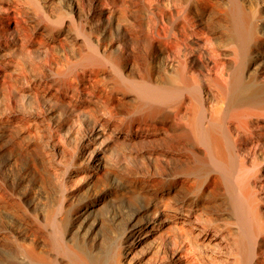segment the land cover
<instances>
[{
  "label": "bare ground",
  "instance_id": "obj_1",
  "mask_svg": "<svg viewBox=\"0 0 264 264\" xmlns=\"http://www.w3.org/2000/svg\"><path fill=\"white\" fill-rule=\"evenodd\" d=\"M36 1L32 0L34 3L32 5H36L35 7L42 2L39 0L40 2L37 1L36 4ZM45 1L65 9V18L60 19L59 24L57 20L59 26H62L63 21L62 29H65L67 24L73 23L71 13L74 12L83 21L81 23H85L84 28L91 30L90 33H93L98 43L104 44L103 52L109 53L114 49L121 51L120 53L126 59L124 71L129 78L123 77L122 80H116V82L118 81L121 87L134 89L136 94L138 93V97H135L136 101L138 98V109L137 112L135 108L132 110L134 113L132 117L139 112L143 117L136 115L138 120L148 118V121L152 122L149 121L151 123L143 125L140 121H136L134 123L136 126L129 128L133 125V121L129 127H125V130H117V126L115 130V126L111 124L114 120L111 123L105 122L108 115H106V106L103 105L104 101L101 104L105 107L100 106V109H104L102 113L101 111L99 113L101 117L95 118L89 115L97 114V110L88 109V112L90 111L88 115L87 111L85 112L86 108L76 105L77 101L74 102L73 98L83 92L84 88L80 90L79 84L91 75L93 71L89 74V70L97 66H102L104 70L106 62L113 60L111 59L113 53L108 54L109 60L94 51L100 46L94 50L90 46L88 49L80 47L78 54L74 55V60L70 59L72 57L67 58L72 62L68 67L62 66L63 68L66 66V69L61 68L60 70L57 67L59 69H57L59 73H56L58 77L55 81L57 87H52L55 83H50L52 91L56 90V93L51 94L54 97L46 98V100L44 98L43 105L23 108L22 112H16L13 108L5 111L3 109L0 121L8 126L15 122L12 120L16 118L14 117L16 113H23V116L27 118L25 125L21 122L25 120V118L22 119L21 114H19L21 121H18L19 117L14 119L17 120L16 125L13 124L16 127L21 122L23 133L29 136L26 137L28 140L23 139L26 144L22 146L23 149L19 156L22 157L24 163L19 166L18 156L12 152L10 143L3 142L2 130L0 132V179L12 190V194L8 191L11 194L8 193V195L14 197L12 198L13 203L24 206L23 214H26L30 221L26 224L25 221H21L22 219L16 220L14 215L6 211L8 221L6 225L4 224L5 229L9 234L24 241L22 252L18 251L21 256H16L23 261L20 264H29L28 262L33 264H264V0H245L257 6L259 10L255 9L260 11L259 16L253 12L255 9L252 10L253 13L249 12L241 0L232 1L229 7L226 5L228 8H225L228 11L225 16L229 22L227 24L231 25L229 29L234 37V40L231 39L234 42L233 49H225L227 51L232 49L230 55L227 53L229 56L225 54L226 57L221 55L219 49L211 50L205 48V45L202 56L193 54L194 52L192 53L187 48L185 49L186 58H181L182 60L179 56L183 54L177 57L172 55L181 45L190 46L186 44L188 32L187 35L184 32L186 29L184 26L188 20L186 16H183V19L186 18V23H184L181 19V14L184 13L175 7L181 13L178 17H180V22L183 20L184 26L176 19L178 24L171 29V35L167 33L168 31L164 33L170 35L171 38L167 36L166 40L172 44L169 43V47L167 44V47L164 45L168 48L165 50L159 45L157 47L162 52V56L163 54L166 56L165 66L169 69V73L165 70L168 73L166 77L163 73V76L160 73L154 76L145 75L148 72L147 69H144L143 74L142 70L133 67V62L129 58L133 55L135 47H132L131 39L126 35V27L118 23V32L113 33L114 27L117 26L115 18L112 13L110 14L109 7L106 9V5L104 6L101 0H92L91 5L86 0ZM25 2L27 0H0V96L5 95L3 96L4 101L10 103L14 101L10 95L14 86L10 80L13 75L8 74L15 65L20 67H15L19 70L22 68L21 65L25 69V64H20L21 61L15 64V58L20 55L22 59L23 54L34 60L35 56L31 55L36 53L35 55L41 60L35 59L34 66L40 69L41 65H47L51 58L48 54V43L44 46L41 42L45 37L41 41L38 39V37L41 38L42 33L37 38L36 35L42 32L43 23L53 24L58 19L53 20L52 16L48 15V18L45 17L47 19L41 21L40 26L38 22L35 25L31 23L32 19L28 20L30 27L31 24L37 26L31 35L30 30L25 26L29 25H24V21L22 26V21L18 20L17 11H22V7L21 9L17 7ZM30 5L28 4V7ZM47 6L52 8L49 3ZM31 8H29L31 12L38 10L34 11ZM53 8L57 11L56 7ZM43 12L37 13L44 15ZM53 13L51 12L53 16L57 14ZM58 13L62 15L60 11ZM47 14L45 12L46 16ZM96 16L101 18L100 22L96 21L94 18ZM23 17L19 16L20 19ZM37 19L40 20V18ZM163 19L159 20L163 23L160 26L161 29H164V24H166ZM152 21H154L152 26L154 30L156 22L154 19ZM150 23L149 21V26H151ZM52 28L51 31L55 29ZM189 28H191L190 25ZM58 30H60L59 27ZM166 30L169 29L165 27ZM57 31L53 37L51 36V41L60 46L63 45L62 42L65 40L63 36H66L65 31L67 30ZM158 32V35L154 34L155 38L160 36L161 33ZM197 33L200 35L199 31ZM255 35L257 39L254 40ZM165 36L163 35L164 38ZM200 40V37L196 35L192 41L200 44ZM101 52L99 51L100 54ZM117 56L114 57L117 58ZM178 57L180 60L177 59ZM28 59L31 62L30 58ZM245 63L246 67H243ZM91 65L96 66L89 69ZM34 66L31 67L32 70ZM100 67L97 68L101 71ZM26 68L28 69V66ZM118 68L120 71L123 69V67ZM243 68H246V71H243L245 70ZM114 69L116 68L113 67L111 70ZM107 70L103 72L107 73ZM16 72L15 75L18 76ZM23 74L24 71L21 76ZM26 75L27 78L25 76L22 78H26L23 81L29 90L25 87L24 90L26 89V92H29L28 95L37 100L38 96L34 89L40 86L34 82L36 80L39 84H45L49 81V76L42 73L33 80L28 77V73ZM33 83L38 86L34 85L35 87L32 88ZM42 88L44 90V87ZM6 92L11 93L6 95ZM130 92L129 95H131ZM132 93L135 95V92ZM78 98L81 99V97ZM81 100L80 105H85V99ZM37 101L39 103V100ZM86 101L88 104L89 100ZM100 102L97 103L101 105ZM106 104L109 105L108 102ZM106 108L108 110V107ZM110 115L113 118L112 114ZM160 116L164 117V124L161 126L156 120ZM30 120L39 121L42 125L41 130L35 129L33 127L35 123L31 124ZM10 127H8L10 130L14 128ZM8 128L7 131L5 128L6 132L10 131ZM14 129L19 130L17 127ZM32 129L36 132L33 133ZM38 131L39 136H34L38 134ZM148 137H154V143L161 139L159 141L163 142L168 154L165 152L164 155H160L158 151L160 149H157L158 155L153 151L150 152L153 150L150 148L151 150L146 151L145 154H141L144 151L140 153L141 150H139L140 158L138 152H135L138 156L130 154L129 159L122 156V152L120 155H114L116 141L120 138L137 143V140L142 138L147 140ZM115 168H118L116 172L121 174V177L115 172ZM119 168L125 169L127 173H119L121 172ZM103 180L110 181V185H105L107 182L104 184ZM137 182L144 183L142 185L169 183L170 186L166 187L167 190L160 188L162 192H159L157 188L158 192L155 190L157 194L155 193L151 201L138 206L139 203L132 204L133 197L130 198L131 195H128L130 192L128 186H132L131 189L135 192L138 186L134 189L133 184L136 186ZM188 186H191L190 189L193 187L194 194L195 191L196 193L198 191V194L208 191L213 195L215 193L217 199L219 198L216 203L220 201L218 204L223 208V215L218 219V223L216 219H211V221L216 220V222H211L218 224L216 227H214L215 224L214 226L211 224L214 228L205 227L206 222L203 215L206 216L208 213H203L200 207L196 206L199 202H196L194 206L190 204L193 194L192 191L190 193L186 189ZM179 188L188 190L191 197L185 193V190L186 199L181 201L183 197H180L181 202H173L175 198L172 200L174 197L172 195H176ZM141 189L145 195L151 190L148 189L149 191L145 192L143 188ZM141 189L137 190L138 193ZM133 201L136 202L134 199ZM6 203L8 207L11 206V199ZM76 203L80 205L77 209L72 207V211L76 209L75 216L74 219L70 216L72 221L69 222L72 223H68L70 207ZM5 204L3 206L2 203V206L5 207ZM15 209L11 211L16 213ZM197 232L205 243L202 249L196 245L197 241L193 242ZM199 237L196 238L199 240ZM35 244L41 245L42 250H38ZM16 257L14 260H18Z\"/></svg>",
  "mask_w": 264,
  "mask_h": 264
},
{
  "label": "rangeland",
  "instance_id": "obj_2",
  "mask_svg": "<svg viewBox=\"0 0 264 264\" xmlns=\"http://www.w3.org/2000/svg\"><path fill=\"white\" fill-rule=\"evenodd\" d=\"M38 2H40L39 0H37ZM36 1V4L38 3ZM42 2H40V3H38V5H37V7H35L34 5H32V3L33 2H35V0H33V2H32V0L30 1V0H27V2H25V4L26 3H28V4H31L32 5V8H31V5H30V7H28V4L27 5H25V4H21V5H19L18 7H17V9H21V7H22V11H20L19 10V12H21V13H19L18 11H17V14H18V20H20V21H22V26H23V22L25 21V23H24V25L25 24H28V20L30 21L31 19L33 20V18L35 19L37 16V18H40V20H38L37 18L35 19V20H31V23L32 24H35V25H37L36 23L38 22V26H40L41 24H42V22H43V20L44 19H47L49 16L48 15H50V17L52 16V19L53 20H55V18H58V19H56L55 21H56V23L54 22L53 24H48V25H45L44 23V25L42 24V32L40 31L39 33H37V35H36V38H37V36H39L40 35V33H42V35H45V36H42V35H40L41 36V38H39L38 37V39L41 41V39L43 38V37H45V39H43L41 42L43 43V45L45 46L46 45V43H48L47 44V46H49V47H47L48 48V50H49V52H48V54H50L49 55V63L48 64H53L52 66H50V65H45V64H43V65H41L39 68L41 69H37L34 65L35 64H33V62H34V60L35 59H37V61L38 60H41L37 55H35V54H33V55H31L32 57L33 56H35V59L33 60L30 56L28 57V58H30V60H31V62L29 61V59L27 58V56L26 55H23L22 54V56L21 57H23L25 60H23V58L21 59L20 58V55L19 56H17L16 58H15V64H19V63H16V62H20L21 61V63L20 64H25V69H24V67L21 65V67L23 68V70H22V68L19 70L18 68H20V67H18V65H15V67L17 66L18 68H15L14 67V71L12 70L11 72H9V74L8 75H13V76H11L12 78L10 79V80H12L11 82H12V84H13V88H12V90H11V94L9 93V92H6V95H7V93H9L10 95H11V97L13 98V100L14 101H12L11 103L10 102H5L4 100H5V98L3 97V96H5V95H1L0 96V116H1V114H2V112H4L5 110H8V108H11V110H12V108L16 111V112H22L21 110H23V108H29V107H34V106H39V105H43L44 103H45V100H46V98H48L49 99V97L51 98V97H54V96H52L51 94L52 93H56V90L55 91H52V88H51V86L52 87H57V85H56V79H57V72L59 73V69L58 68H60V70H62V69H66L67 67H68V65H69V63L70 62H72V60H74V55L76 54H78V52H79V48L80 47H82V48H90V47H92L93 48V50L95 49V48H98L97 46H100L99 47V49H96V50H94L95 52L97 51L98 52V54L100 55V56H102V57H107V58H109L110 56V54H112L111 56V59H113L112 61L110 60V58H109V60L110 61H107L106 63L108 64H105V67H104V70H103V67L101 66H97V67H100V69H101V71L100 70H98L99 68H94L95 66H93V65H91V68H89V69H93V70H89V74L91 73L90 71H93L94 72V70H95V72L93 73H91V77L90 76H88L87 78H85V81L83 80L82 82H80V84H79V87L81 86V88H80V90H83V88H84V90H83V92L82 93H80V95H85L86 96V98H84L83 96H80V95H77V97H75V98H73L74 99V102H76L77 101V103H76V105H79V106H81L82 108H86L85 109V112L87 111V114L89 115V113H90V111L92 110V111H96L97 112V114H93V113H91L89 116L91 117V118H95V117H101V114H99L100 113V111H101V113H102V110H104V109H100V106L101 107H103V105H105L106 107H108V110H111L110 112L107 110V108L105 107V109H106V115H108L107 117H106V119H105V122L107 123H111L112 122V120H114L111 124H113V126H115V130H116V128H117V130H125V127H129L130 126V124L133 122V125H131V127H129V128H132V127H134V126H136V124L134 125V123L136 122V121H140V123H143V125L144 124H149V123H151L152 121L151 120H149V121H151V122H149L148 121V118L146 119V120H142V119H140V118H142L143 116L142 115H140L139 114V112H138V114L136 113V115H139L140 116V118H139V120H138V116H133L132 117V115L134 114V113H132V110H135L136 109V111L135 112H137V109H138V98H137V101H136V99H135V97H138L137 95H138V93L136 94V90H132V89H128V88H124L123 86L121 87V85H119V83H117L120 79L122 80L123 79V77H125L126 79H128L129 77H128V75H127V73L124 71L125 69V62H126V59L124 58V56L122 55V53H120L121 51H116V49H114V50H112V51H109V53H105V52H103V45L104 44H102V43H98V41L94 38V35H93V33H90L91 32V30L90 29H85L84 28V26L85 25H83V24H85V23H81V19H79V16L78 15H76L74 12L73 13H71V17H72V20H73V23L71 22H69L70 24H67L65 27V29H62V26H64L63 25V21H62V26L60 25H57V20H58V24L61 22L60 21V19L61 20H63L64 18H65V15H66V12H65V9H63V8H61V7H59V6H56V5H52V3L51 2H47V1H43V0H41ZM207 1V2H206ZM211 1V2H210ZM227 1V2H226ZM230 1V2H229ZM232 1H237V0H225V2H224V0H101V2L104 4V6H105V8L107 9L108 7V9H109V12H110V14L112 13V16L115 18V22H116V25L119 23V24H124L125 25V27H126V35H127V37L129 38V39H131V42H132V47H135V48H133V50H134V53H133V57L131 56V58H129V59H131V62H133V67L135 68V69H140V70H142L141 72L144 74V72H145V70L146 71H148V72H146V74L145 75H148V74H151L152 76H154L155 74H157V73H160L161 75H162V73H163V75H165L164 77H166L167 75H168V73H169V69H168V67H166L165 65H166V56L163 54V56H162V52L160 51V49H157V47H158V45L159 46H161V48L163 49V47H164V45L167 47V45L170 43L169 42V40L167 41L166 39L168 38V37H170V35H171V29L172 28H174V26L176 25V24H178L176 21H178L179 22V24L181 23L182 25H183V23H182V21L184 20V23H186L185 21H186V18H187V23H186V25L184 26V28H186V29H184V32H185V34L187 33L190 37H188V35L186 36V44L187 45H190V46H188V47H190V48H188V47H183V45H181L180 46V48H178V50L176 51V53H172V55H174V56H176L177 57V55L179 56L180 54H183V55H181V56H179L180 57V59L182 58H184L185 57V49L187 48V50H189V51H191L193 54H195V55H198V56H202V55H204V49L205 48H209V49H211V50H215V51H217L218 49V51H220V53H221V55L223 56V57H226V56H229L230 55V53H231V50L233 49L232 48V44L234 45V42H232L231 41V39L232 40H234V37H233V34H232V31L230 30L231 28V25L230 24H227V23H229L228 22V20L226 19V13H227V11H228V7H229V4L230 3H232ZM86 2L89 4V5H91V3H92V0H86ZM210 2V3H209ZM238 2V1H237ZM241 2H243V4L244 5H246L247 7H246V9L250 12L251 11V13H253V12H255V14H256V16H259L260 15V11H258L259 9L257 8V6H254L255 4L254 3H251L250 4V2H247V1H243V0H241ZM24 3V2H23ZM49 3V4H51V6H52V8L50 7V6H47V4ZM34 4V3H33ZM45 4H46V6H45ZM250 4V5H249ZM40 5H42L41 7H40ZM228 7H227V6ZM35 7V10L36 9H38V10H34L33 8ZM52 9L51 11H50V8ZM53 7H56V9H57V11L53 8ZM175 7H177L178 8V11H180L181 10V13H184V14H181L180 12H178L176 9L177 8H175ZM224 7V8H223ZM225 7H227V8H225ZM250 7V8H249ZM27 8V9H26ZM29 8H31V9H33L35 12H31L30 10H29ZM258 9V10H256V9ZM42 9H44L45 10V12H46V14L47 13H49V14H47V16L45 15V12H43L44 10H42ZM62 11H61V10ZM226 9V11H224ZM256 11H255V10ZM47 10V11H46ZM223 10V11H222ZM252 10H254L253 12H252ZM60 11V14H62L61 16L60 15H58L59 12ZM173 11H174V14H173ZM183 11V12H182ZM42 13L43 12V14L44 15H42V14H38V13ZM51 12L53 13H57V14H55L54 16L53 15H51ZM223 12H225V13H223ZM258 12V13H257ZM24 13V14H23ZM27 13V14H26ZM53 13V14H54ZM181 14L182 15V17H181V19H183V16H186V18L185 19H183V20H181V22H180V17H178V14ZM36 14V15H35ZM176 14H177V16H176ZM179 14V15H180ZM27 15H28V17H27ZM254 15V14H253ZM19 16H24L23 18H19ZM26 16V17H25ZM34 16V17H33ZM36 16V17H35ZM174 16H176L175 18H174ZM255 16V15H254ZM31 17V18H30ZM45 17H47V18H45ZM100 17V16H99ZM26 18H28V19H26ZM95 19H96V21H98V22H100L101 21V18H98V16H96V17H94ZM164 18V19H163ZM26 19V20H25ZM98 19V20H97ZM100 19V20H99ZM152 19H154L155 20V22L156 23H154V24H156V25H154L155 27H154V30L152 29V26H153V22L154 21H152ZM161 19H163V21H164V23L166 22V24H164V29H161L160 28V26H162L163 25V23L162 22H160V21H162ZM176 19H178V20H176ZM38 20V21H37ZM160 20V21H159ZM27 21V22H26ZM35 21V22H34ZM40 21V22H39ZM42 21V22H41ZM149 21L151 22L150 24H151V26H149ZM158 21V22H157ZM83 22V21H82ZM125 22V23H124ZM160 22V23H159ZM189 22V23H188ZM30 23V22H29ZM30 23V24H31ZM158 23V24H157ZM162 23V24H161ZM190 23H192L193 24V26H192V24H190ZM32 24H31V27H30V25L29 26H27V25H25L29 30H30V34L32 35L33 34V31H34V28H36L37 26H35V25H33L32 26ZM118 24V25H119ZM190 25V27L192 28V31H190L191 30V28H189L188 29V26ZM197 24V25H196ZM49 25H51V26H49ZM57 25V26H56ZM118 25L116 26V28L114 27V30H113V33L114 34H117V32H118ZM35 26V27H34ZM69 26V27H68ZM187 26V27H186ZM52 27H54L55 29L57 28L58 29V27H59V29L60 30H58L59 32H61L62 30H63V32H64V30H67V31H65L66 33V36H63V45H64V47H63V45H60V46H58V44H54V42H52L51 40V36L53 37V35H55L56 34V31H57V29L55 30H53V31H51V29H53ZM86 27V26H85ZM148 27V28H147ZM151 29H150V28ZM165 27H166V29H169V30H166L165 31ZM168 27V28H167ZM171 27V28H170ZM196 27H197V31H196ZM32 28V29H31ZM44 28V29H43ZM46 28H48L47 30H45ZM195 28V29H194ZM230 28V29H229ZM127 29H129V30H127ZM147 29H149L150 30V32L152 33V34H150V32H149V30H147ZM155 29H156V31H155ZM198 29H200V30H198ZM228 29H229V31H231V33L228 31ZM43 30H44V32H43ZM88 30V31H87ZM31 31H32V33H31ZM57 31V32H58ZM153 31V32H152ZM157 31H159L158 33L160 34V36L158 37L157 36V38H159V39H157V38H155L156 36H154V34L156 33V35H158L157 34ZM164 31V32H163ZM168 31V32H167ZM200 32V35L197 33V32ZM50 32H52V33H50ZM127 32H129V33H127ZM165 32H167L168 34H170V35H167V34H164ZM196 32V33H195ZM256 32V31H255ZM254 32V33H255ZM68 33V34H67ZM230 34V35H229ZM129 35V36H128ZM163 35L165 36V38L163 37ZM196 35L197 36H199L200 37V44H197L195 41H192L194 38H196ZM204 35V36H203ZM34 36V35H33ZM153 36H154V38L155 39H157V41H155V39L153 38ZM168 36V37H167ZM192 36V37H191ZM203 38H202V37ZM35 37V36H34ZM160 37H161V40H160ZM163 37V38H162ZM256 37V35L254 36V40L255 39H257V37ZM133 38V39H132ZM152 38H153V40H152ZM171 38V37H170ZM169 38V39H170ZM193 38V39H192ZM202 39H204V40H202ZM158 40H160V42L158 41ZM254 40H253V42H254ZM153 41V42H152ZM168 43H167V42ZM44 42H45V44H44ZM49 42H50V44H49ZM108 43V42H107ZM54 44V45H53ZM98 44H100V45H98ZM167 44V45H166ZM170 44H172V43H170ZM201 44H202V46H201ZM86 45V46H85ZM205 45V46H204ZM90 46V47H89ZM170 45H168V47H169ZM193 46V47H192ZM194 46H195V48H194ZM201 46V47H200ZM205 48H204V47ZM252 46H254V44H252ZM179 47V46H178ZM203 47V48H202ZM213 47V48H212ZM234 47V46H233ZM64 48V49H63ZM76 48H78V50L76 49ZM155 48V49H154ZM183 48V49H182ZM194 48V49H193ZM216 48V49H215ZM226 48H232L231 50H229L228 49V51L227 50H225ZM253 48V47H252ZM152 49H153V51H152ZM156 49H157V51H156ZM165 49H168V48H165L164 47V50ZM193 51H192V50ZM254 49V48H253ZM253 49H251V50H253ZM92 50V49H91ZM182 50V51H181ZM201 50V51H200ZM69 51V52H68ZM99 51L101 52V54L99 53ZM156 51V52H155ZM184 51V52H183ZM96 52V53H97ZM114 52H116L115 54H114ZM118 52V53H117ZM179 52V53H178ZM183 52V53H182ZM52 53H54V55L52 54ZM74 53V54H73ZM136 53V54H135ZM203 53V54H202ZM229 55H228V54ZM73 54V55H72ZM103 54V55H102ZM105 54V55H104ZM109 54V55H108ZM225 54H226V56H225ZM52 55V56H51ZM75 55V56H76ZM107 55V56H106ZM115 55H118L117 56V58L119 59V63H118V59L117 58H115L114 56ZM122 55V57L125 59V60H123V58L121 59V56ZM54 56V57H53ZM19 57V58H18ZM68 57H72V58H70V59H72V60H69L68 61ZM179 57L177 58V59H179ZM164 58V59H163ZM186 58V57H185ZM18 59H19V61H18ZM28 59V60H27ZM52 59H54V60H52ZM115 59H117V61L115 60ZM134 59V60H133ZM179 59V60H180ZM181 59V60H182ZM22 60H23V63H22ZM51 60V61H50ZM114 60L116 61V62H114ZM121 60V61H120ZM133 60V61H132ZM26 61V63H28V65L26 64V63H24ZM36 61V60H35ZM29 62H30V65H29ZM31 63H32V66H31ZM57 63V64H56ZM247 63V62H246ZM246 63L244 64V66L243 67H246ZM135 64V65H134ZM28 66V69L26 68L27 66ZM45 65V66H44ZM64 65H66L65 66V68H63L64 67ZM34 66V70H32V68L31 67H33ZM42 66H44V68L43 69H45V70H43L42 69ZM59 66H61V67H59ZM63 66V67H62ZM104 66V65H103ZM46 67H47V69H46ZM58 67V68H57ZM90 67V66H89ZM113 67L114 68H116V69H114V70H111V69H113ZM118 67H123V71L121 70L120 71V68H118ZM37 70H36V69ZM62 68V69H61ZM109 68V70H107V69ZM118 68V69H117ZM31 69V70H30ZM58 69V70H57ZM145 69V70H144ZM152 69H153V71H152ZM243 69H245V70H243V71H246V68H243ZM48 72H47V71ZM56 71V72H54V73H52L53 71ZM108 71L107 73H104L105 71ZM116 70V71H115ZM165 70H167V72H165ZM17 71V72H16ZM19 71H21V72H19ZM22 71H24V74L21 76V74H22ZM31 71V72H30ZM34 71V72H33ZM38 71H40V72H38ZM104 71V72H103ZM159 71V72H158ZM13 72V73H12ZM15 72L16 73H18V76H17V74L15 75ZM36 72V73H35ZM45 72H47V73H45ZM103 72V73H102ZM113 72L115 73V74H113ZM28 73V77H31V78H33V80H35L34 78L37 76V75H41L42 73H43V75H48L49 76V81L47 82V83H45V84H39L38 82L39 81H36L35 80V82L34 83H36V84H38L40 87H37V88H35L34 89V91L36 92V96H38V98H37V100H39V103H38V101L34 98V97H30V95H28L29 94V92L27 91L26 92V89H27V87H26V85H24L25 84V81H23V80H25L26 78H27V74ZM33 73H35V74H33ZM50 73V74H49ZM111 73V74H110ZM123 75H122V74ZM124 73H125V75H124ZM104 74V75H103ZM118 74V75H117ZM20 75V76H19ZM108 75V76H107ZM111 75V76H110ZM115 75V77H113V76ZM120 75V76H119ZM127 75V76H126ZM162 75V76H163ZM26 77V78H22V77ZM51 76V77H50ZM96 76V77H95ZM122 76V77H121ZM92 77H93V79H92ZM117 77H119V78H117ZM115 80H114V79ZM117 78V79H116ZM8 79H9V77H8ZM90 79H91V81H90ZM113 80H114V82H113ZM116 80H118L117 82H116ZM21 81H23V82H21ZM88 81H90V82H88ZM14 82V83H13ZM33 83V85H32V88H34L35 86H38V85H36V84H34ZM52 83H55V84H51ZM116 83V84H115ZM116 86H115V85ZM35 85V86H34ZM47 85H51L50 87L49 86H47ZM56 85V86H55ZM86 85V86H85ZM34 86V87H33ZM47 86V87H46ZM118 86H120L121 88H119ZM24 87L26 88L25 90H24ZM42 87H44V90H43V88ZM46 87V88H45ZM126 89H128L127 91H128V95H127V91H124V90H126ZM27 90H29V89H27ZM88 90V91H87ZM132 90V91H131ZM44 91H45V93H44ZM47 91H49L48 93H47ZM131 91V92H130ZM129 92L131 93V95H129ZM132 92H135V95L132 93ZM44 94V95H43ZM48 94V95H47ZM126 94V95H125ZM133 95V96H132ZM14 96V97H13ZM44 96H46V97H44ZM90 97V99H89V97ZM99 96V97H98ZM128 98H127V97ZM132 96V97H131ZM17 97V98H16ZM78 97H81V99L80 98H78ZM92 97V98H91ZM98 97V98H97ZM130 97V98H129ZM15 98V99H14ZM44 98H45V100H44ZM88 98V99H87ZM80 99L81 101H83L84 99V101H85V105H87L88 106V104H89V108L88 107H84L85 105H80V103H82V102H79L78 100ZM92 99V100H91ZM102 99V101L100 102V100ZM128 99V100H127ZM130 99V100H129ZM131 99H135V100H131ZM86 100H89L88 101V104H87V101ZM90 100H91V102H90ZM96 100H97V102H100V104L101 105H99L97 102H96ZM37 101V102H36ZM42 101V102H41ZM44 102V103H43ZM90 102V103H89ZM108 102V104L109 105H107L106 103ZM136 102V103H135ZM41 103V104H40ZM43 103V104H42ZM135 104H136V106H135ZM103 107V108H104ZM137 107V108H136ZM7 108V109H6ZM135 108V109H134ZM3 109H4V111H3ZM88 109H90V111L88 112ZM10 110V109H9ZM99 110V111H98ZM95 112V113H96ZM114 113H115V115H114ZM17 115H15L14 117H16V118H14V119H18L19 117H20V115L19 114H21V113H16ZM109 114H112V117L113 118H111V115L109 116ZM93 115H95V116H93ZM18 116V117H17ZM21 116H23V113L21 114ZM110 117V118H109ZM115 117V118H114ZM117 117V118H116ZM135 117V118H134ZM145 117V116H144ZM23 118H25L24 116L22 117V119ZM107 118H109V119H107ZM146 118V117H145ZM161 118V119H160ZM13 119V118H12ZM11 119V120H12ZM12 120V121H15V122H13L14 124L17 122V120ZM144 119V118H143ZM160 119V120H159ZM157 120V124L158 125H160L161 126V124H164V117L163 116H160L158 119H156ZM155 120V121H156ZM163 122H162V121ZM11 121V122H12ZM18 121H21V117H20V119H18ZM25 121H27V118H25V120H23V121H21V122H24L23 123V125H25ZM31 121V120H30ZM117 121H118V123H117ZM145 121V122H144ZM148 121V122H147ZM158 121H160V122H158ZM21 122H20V124L18 125V126H16L17 128H19V130H17V129H14V128H16L15 127V125L13 124V123H11V124H13V125H11V124H9V126L8 125H6V124H4V123H2L1 121H0V123H1V127H0V132H1V130H2V132H1V134L3 135V137L4 138H2L3 139V142H8V143H10V145L12 146V148H11V150H12V152L13 153H15V155H17L18 156V165L19 166H21L22 165V163H24V161H23V159H22V157L21 156H19L20 155V151H22V146H24L25 144H26V141L25 140H23V139H26V137H29V136H27V134L25 135L24 133H23V130L21 129V128H23V126H20V125H22L21 124ZM32 123L31 124H33V123H35V126L33 125V127H35V129H37V130H39L40 129V127L42 128V125H41V123L39 122V121H37V120H32L31 121ZM37 123V124H36ZM115 123H117V124H115ZM137 123H139V122H137ZM139 123V124H140ZM115 124V125H114ZM138 124V125H139ZM6 125V126H5ZM37 125V126H36ZM142 125V124H141ZM10 126H12V127H10ZM38 126H39V128H38ZM117 126V127H116ZM8 127H10V128H13V129H9ZM5 128H6V131H7V128L10 130H8L9 132H6L5 131ZM120 128V129H119ZM128 128V129H129ZM35 129H32V131H33V133H34V131L36 132V130ZM20 130H21V132H20ZM41 130V129H40ZM39 130V131H40ZM121 130V131H122ZM6 132V133H4V132ZM20 133H19V132ZM39 131L37 132L38 134H34V136L35 135H37V136H39ZM0 134V135H1ZM19 134V135H18ZM20 135H22V137L20 136ZM23 135H25V136H23ZM20 136V137H19ZM7 137V138H6ZM11 137H15V138H11ZM25 137V138H24ZM149 138V139H148ZM147 138V140H146V138H142V139H140V140H137L136 142L138 143H135V142H130L129 140H127L126 139V141H125V139L124 138H120V140H118V141H116V147H115V151H114V155H120L121 154V152H122V156H124V157H126V158H130V154H134V156H135V154H136V156H138L137 154L140 152H143V153H141V154H145V153H147L146 151H148L149 152V150H151V149H153V150H151L150 152H154L155 154H158L157 152L159 151V154L160 155H164V153L166 152L167 154H168V152H167V149L165 148V146H164V144H163V142H160L161 141V139H159V140H157V142L155 141V143H154V137H148ZM8 139H9V141H8ZM122 139V140H121ZM26 140H28V138L26 139ZM124 140V141H123ZM143 140V141H142ZM152 140V141H151ZM12 141V142H11ZM129 141V142H128ZM141 141V142H140ZM127 142V143H126ZM152 144L151 146H150V143ZM14 143V144H13ZM19 143H20V145H19ZM135 143V145H137V147L134 145L133 146V144ZM160 143V144H159ZM14 145V147H13V145ZM158 144V145H157ZM162 144V145H161ZM140 145V146H139ZM18 146H19V148H18ZM130 146H132L131 148H130ZM153 146H154V148H153ZM158 146V147H157ZM163 146V148H160V147H162ZM138 147H140V149L138 148ZM142 147V148H141ZM157 147V148H156ZM18 148V149H17ZM151 148V149H150ZM136 149V150H135ZM138 149V150H137ZM143 149H145V150H143ZM157 149H160V150H158V151H156ZM16 150H17V152H16ZM132 150H135V151H132ZM139 150H141V151H139ZM162 150H164L163 152H162ZM131 151V153H129ZM139 151V152H138ZM116 152H118L117 154H116ZM120 152V153H119ZM134 152V153H133ZM135 152H138V153H135ZM128 156H126L125 154ZM139 153V154H140ZM141 154H140V156H138L139 158L141 157ZM158 154V155H159ZM113 155V156H114ZM166 155V154H165ZM132 156V155H131ZM20 161V162H19ZM116 170H115V172L116 171H118V168H115ZM120 170H121V172L119 171V173H122V174H125V173H127L126 171H125V169H122V168H119ZM125 172V173H124ZM117 174H118V172H116ZM119 175V177H121V174H118ZM106 184H105V183ZM109 182V183H108ZM103 183L105 184V185H107V184H109L110 185V181H105V180H103ZM138 183V185L136 184V186H135V184H133V188L135 189V187H137L138 186V188L137 189H135V192H134V190L133 189H131V187L132 186H128V190L130 191H128L129 193H128V195L130 196V198H132V201L131 202H133L132 204H134V203H139L138 204V206H143L144 204H146L147 202H149V201H151V199H153V197H154V195H155V193L157 194V192H158V189L157 188H159V192H162V190L160 191V188L162 189V188H164V190H167V186H170V185H168V184H165L164 185V183H162V184H151V185H147V184H145V185H142V184H144V183H142V184H140V182H137ZM139 184L141 185V186H139ZM0 185H1V188H0V196L1 197H3V198H1L0 197V264H20L21 262H23V261H21V260H19L18 259V257H19V253H18V251H20V253L22 252V248H23V243H24V241L22 242L21 241V239H19V238H17L16 236L14 237L12 234H9L8 232H7V230L5 229V225H6V222L8 221V218H7V214H6V211L7 212H9V213H11L12 215H14L15 217H16V220H21L22 222H24L25 221V223L26 224H29V217L26 215V214H23V208H24V206L23 205H21V204H19V205H16L17 203H13V201H12V198H14V197H11V196H9L8 195V193L9 192H11V194H12V190L10 189V188H8V186H5V185H7L5 182H3L1 179H0ZM3 185V186H2ZM149 186H151V187H149ZM153 187H155V189H153ZM190 187L191 186H188L186 189H188L189 190V192L191 193V191H192V194L193 195H191L192 196V198H190V200H192L191 202H190V204L192 205L193 204V206L194 205H196V202H199V204L197 203V205L196 206H198V207H200V209L202 210V212L204 213V212H206V213H208V214H206V216L205 215H203V218L205 219V227L207 228L208 226H211V228H214V227H216V225H218V224H216V223H218L219 222V220L218 219H220V217H221V215H223L222 213H223V208L222 207H220L219 206V204H218V202L220 203V201H218L217 203H216V200H218L217 199V196H216V194L214 193V195H213V193H209L208 191H202L201 193L199 192V194H198V191H197V193H196V191H195V194H194V192H193V187L190 189ZM141 188H143V190H145V192H147V190L149 189H153V192L150 190H148L149 191V193L147 194L146 193V195L145 194H143V192H141L142 191V189ZM8 189V190H7ZM138 189H141L140 190V192L138 193ZM185 189V190H186ZM155 190H157V192L155 191ZM163 190V191H164ZM184 189L182 190L181 188H179L178 190H177V194L175 195V194H173L172 196H174L173 198H172V200H173V202L175 201V202H181V201H184V198L186 199V194L185 193H187L189 196H190V193L189 192H187L188 190H186L185 191ZM9 191V192H8ZM184 191H185V193H184ZM5 192V193H4ZM153 194H152V193ZM205 192V193H204ZM7 193V194H6ZM137 193V194H136ZM176 193V192H175ZM206 193H209V194H211V196L209 195V194H206ZM4 194V195H3ZM10 194V193H9ZM10 194V195H11ZM202 194V195H201ZM206 194V195H205ZM9 197H11V198H9ZM145 195V196H144ZM147 195L149 196H151L152 198H150V196L149 197H147ZM187 195V196H188ZM195 195H196V197H195ZM205 195V196H204ZM207 195H209V196H207ZM143 196V197H142ZM189 196L187 197V198H189ZM190 196V197H191ZM216 196V197H215ZM8 197V198H7ZM147 197V198H146ZM180 197H183V199L182 198H180ZM141 198V199H140ZM145 198V199H144ZM149 198H150V200H149ZM9 199H11V206H9V207H11V208H9L8 207V205H7V201L9 200ZM133 199L136 201V202H134L133 201ZM148 201H147V200ZM182 199V200H181ZM178 200V201H177ZM181 200V201H180ZM189 200V201H190ZM195 200V201H194ZM139 201V202H138ZM145 201V202H144ZM2 203H3V206H4V204H5V207H3L2 206ZM195 203V204H194ZM10 204V203H9ZM14 205V206H13ZM79 205L80 204H78V203H76L75 205H71V207H70V211H69V216H68V223H72V222H69V221H72V219H74V216H75V211H76V209L79 207ZM75 207L76 209H73V211H72V207ZM6 207H8V208H6ZM73 207V208H74ZM219 207V208H218ZM16 208V209H15ZM4 209V210H3ZM13 209H15V210H17V212L16 213H14V212H12L11 210H13ZM205 211H204V210ZM14 210V211H15ZM20 210V211H19ZM221 210V211H220ZM19 211V212H18ZM21 212V213H20ZM220 212H221V214H220ZM24 213H25V211H24ZM211 214V215H210ZM226 214V213H225ZM27 217H26V216ZM208 215L210 216L209 218H208ZM18 216V217H17ZM73 216V218L72 219H70L71 217ZM213 218H212V217ZM219 217V218H218ZM28 221H27V220ZM70 219V220H69ZM208 219V220H207ZM211 219H216L217 220V222H216V220L214 221V220H212L211 221ZM209 221H210V224H209ZM5 222V223H4ZM211 222H216V223H214L215 224V226H214V224L213 223H211ZM5 224V225H4ZM31 224H32V222H31ZM208 224V225H207ZM214 226V227H212V225ZM207 225V226H206ZM6 230V231H5ZM3 232V233H2ZM199 232H197V235H196V237L198 238L199 236H200V234H198ZM6 234V235H5ZM196 237H194V241H193V238H192V241L193 242H196V245L199 247L200 246V249H202V247H203V245H205V243L203 242V239L202 238H200L199 240L196 238ZM197 240H196V239ZM200 242V243H199ZM198 243H199V245H198ZM204 243V244H203ZM26 244V243H25ZM24 244V245H25ZM27 245V244H26ZM25 245V246H26ZM38 245V246H37ZM35 247H37V249L38 250H42L41 249V245H39V244H35ZM24 253V252H23ZM17 254V255H16ZM16 256H18V257H16ZM21 256V255H20ZM15 257L18 259V260H14L15 259ZM17 263H16V262ZM26 263V262H25ZM29 264L31 263V262H28ZM23 264V263H22ZM27 264V263H26ZM31 264H33V263H31Z\"/></svg>",
  "mask_w": 264,
  "mask_h": 264
}]
</instances>
